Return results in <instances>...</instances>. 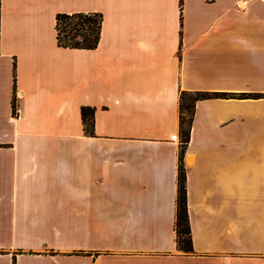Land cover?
<instances>
[{
	"label": "crops",
	"instance_id": "obj_1",
	"mask_svg": "<svg viewBox=\"0 0 264 264\" xmlns=\"http://www.w3.org/2000/svg\"><path fill=\"white\" fill-rule=\"evenodd\" d=\"M0 264H264V0H0Z\"/></svg>",
	"mask_w": 264,
	"mask_h": 264
},
{
	"label": "trees",
	"instance_id": "obj_2",
	"mask_svg": "<svg viewBox=\"0 0 264 264\" xmlns=\"http://www.w3.org/2000/svg\"><path fill=\"white\" fill-rule=\"evenodd\" d=\"M101 20V13L97 11L78 10L72 12H57L55 15V28L58 44L74 47L96 46L100 37ZM184 95L189 96V102L185 105L186 110L189 111V116L187 118L186 125H184L185 117L183 116V112L181 110L180 152L174 227L179 246L185 250H189L191 249V239L186 205L185 172L181 162V153L189 140L193 103L198 97H200L201 93L199 91L195 93L182 91L180 96L181 108V100ZM81 115L85 127L90 129L92 124L93 108L85 105L81 106Z\"/></svg>",
	"mask_w": 264,
	"mask_h": 264
},
{
	"label": "rangeland",
	"instance_id": "obj_3",
	"mask_svg": "<svg viewBox=\"0 0 264 264\" xmlns=\"http://www.w3.org/2000/svg\"><path fill=\"white\" fill-rule=\"evenodd\" d=\"M187 102H189V96L188 95H184L183 99L181 100V105H182V112H183V116L185 117V121H184V125H186V121L187 118L189 116V111L186 110L185 105L187 104Z\"/></svg>",
	"mask_w": 264,
	"mask_h": 264
},
{
	"label": "built area",
	"instance_id": "obj_4",
	"mask_svg": "<svg viewBox=\"0 0 264 264\" xmlns=\"http://www.w3.org/2000/svg\"><path fill=\"white\" fill-rule=\"evenodd\" d=\"M19 98V93H18V91L16 90L15 91V93H14V100H15V102H16V100ZM14 111H15V113L17 114V115H19V113H20V107H19V105L17 104V103H14Z\"/></svg>",
	"mask_w": 264,
	"mask_h": 264
}]
</instances>
